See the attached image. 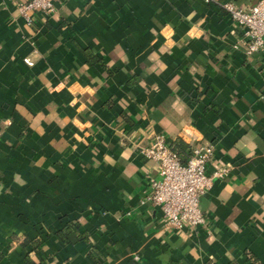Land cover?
Segmentation results:
<instances>
[{
	"label": "crops",
	"instance_id": "1",
	"mask_svg": "<svg viewBox=\"0 0 264 264\" xmlns=\"http://www.w3.org/2000/svg\"><path fill=\"white\" fill-rule=\"evenodd\" d=\"M27 1L0 0V264H264V53L217 5L259 0H49L26 25ZM157 134L228 170L205 225L145 201ZM69 223L89 242L60 243Z\"/></svg>",
	"mask_w": 264,
	"mask_h": 264
},
{
	"label": "built area",
	"instance_id": "2",
	"mask_svg": "<svg viewBox=\"0 0 264 264\" xmlns=\"http://www.w3.org/2000/svg\"><path fill=\"white\" fill-rule=\"evenodd\" d=\"M211 0H205L209 3ZM242 31V50L251 57L264 53V0L252 8L239 9L232 2L217 4ZM41 11L52 14L55 10L49 0H28L19 7L26 25H31L29 13ZM24 64L32 62L24 58ZM142 156L153 162L158 171V178L150 180L149 193L145 201L159 209L166 229L188 227L196 229L206 224V217L199 210L198 198L210 187L214 179L222 178L228 170L218 169L206 173V165L213 156L210 145L192 146L187 157L174 152L163 135H155L150 143L140 150Z\"/></svg>",
	"mask_w": 264,
	"mask_h": 264
},
{
	"label": "trees",
	"instance_id": "3",
	"mask_svg": "<svg viewBox=\"0 0 264 264\" xmlns=\"http://www.w3.org/2000/svg\"><path fill=\"white\" fill-rule=\"evenodd\" d=\"M55 235L57 240L64 245L73 242H84V243L89 242L87 234L80 231V226L77 223H69L64 230L58 231ZM41 243L42 241L40 240H30L25 237L21 245L23 247L29 246L33 251H35L37 250V248L40 246ZM25 261L28 262L29 264H34L28 258H25ZM206 264H215V263L207 262ZM231 264H235V263H231Z\"/></svg>",
	"mask_w": 264,
	"mask_h": 264
}]
</instances>
